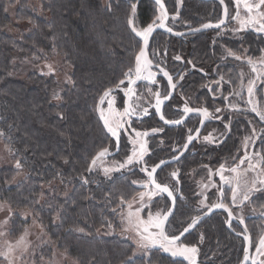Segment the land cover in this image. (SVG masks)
I'll list each match as a JSON object with an SVG mask.
<instances>
[{"label":"trees","instance_id":"obj_1","mask_svg":"<svg viewBox=\"0 0 264 264\" xmlns=\"http://www.w3.org/2000/svg\"><path fill=\"white\" fill-rule=\"evenodd\" d=\"M131 2L36 0L32 4L0 0V139L13 149L9 152L13 164L19 159L23 165L19 180L14 166L0 168V202L7 201L15 212L10 222L11 239L26 225L19 212L32 213L42 225L48 243L36 259L37 255L50 259L59 251L76 264H179L180 260L163 253L159 246L142 253L136 250L118 220L121 178L102 182L87 170L94 151L105 143L97 113L100 96L124 79L123 73L133 67L139 49L140 42L127 25ZM137 3L136 19L145 26L152 19V2ZM6 4L13 7V17ZM190 10V14L192 10L204 11L195 3L190 4ZM162 39L173 52L198 60L199 69L213 70L216 61L206 39L196 40L192 49L183 40ZM261 43V39H253V57ZM55 57L62 61L56 73L68 72L69 83L55 82V73L43 72L42 66ZM14 59L30 60L35 70L23 78L11 76ZM202 83L200 72L194 71L185 76L181 86L186 93H195ZM235 143L233 139L217 152L229 150ZM181 215L187 214H179L173 221L182 222ZM104 216L111 219L109 227L114 233L99 236V229L108 223L102 221ZM204 224L202 231L211 237L209 243L216 237L227 240L219 219ZM226 243L216 245L217 252H229ZM232 249L236 253L235 245Z\"/></svg>","mask_w":264,"mask_h":264},{"label":"flooded vegetation","instance_id":"obj_2","mask_svg":"<svg viewBox=\"0 0 264 264\" xmlns=\"http://www.w3.org/2000/svg\"><path fill=\"white\" fill-rule=\"evenodd\" d=\"M183 1L184 0H179V8L176 0H163L168 13V20L166 21V24L168 27L172 28V31H189L194 28L200 27V25L204 23L211 22L212 24H216L218 21L223 19V6L217 0H185L186 3H184ZM151 2L153 5V15L151 18L153 19L157 15L158 6L153 1ZM191 3L202 6L204 11L192 10L193 13L190 14ZM232 3V0H224V4L228 8L229 15L225 18L224 24L219 29L211 28L200 32L183 34L180 37L171 36L160 30L156 31L152 35L148 46V55L149 58L153 61V66L150 70L156 74L155 76H157L158 79L161 80L162 87L158 88L157 90L155 89L151 101V108L149 109L147 114H143V112H135L134 115L124 117L127 123H129V120L132 121V123L135 122L143 124V128L141 130H143V133L147 132L148 135L141 137V139L146 141L148 151L144 156L143 163L125 167L119 170L118 174H116L117 177L121 178L118 198V216H120L119 213H121V209L125 205L121 204L122 194L125 200H128L135 193L146 190L140 187V183L145 182L148 179L147 175L141 171V168L147 166V168L151 170L152 166L157 164L160 160L172 159L173 156H178V154L183 149L184 143L187 141L189 130L191 129V134H193L199 127L201 121L200 115L195 112L186 117L184 122L180 125L169 126L163 124L160 121L154 107L155 93L159 91L161 93V98H163L164 95H167L169 93L170 89L168 87L167 79L162 75V73L156 66L159 65V67L163 68L169 73V75L172 77L173 83L176 85L172 96L168 99V101H166L161 110L166 120L180 119V117L183 115V108L186 102L189 107L194 109L204 108L205 106L207 108L211 106V102H216V104L218 105L227 106V103H231V100L226 102L222 97V92H233L234 89H238L241 91L242 95H245L243 97V105L239 103L240 107H245L244 112L240 114L239 112H234L229 117H226L230 122V124H228V128H223L222 124H216L214 133H216V136H219V138L214 141L215 143L213 142L208 146L206 143L201 142L200 138L208 127V119H206L200 134L190 144L186 152L183 153L179 157V159L162 166L155 173L157 182L168 184L169 187L173 190V196L175 197L174 212L166 224L167 232L169 234L178 235L183 230V228L191 221L192 217L199 216L203 212H206L207 208L201 209L200 206V201L204 199L205 196L207 197L206 203L208 205L221 202L222 200L232 209L233 216L235 218L240 216L244 218V225L245 227H247L248 234L250 235V239L252 241V243L250 244L249 253L250 255H255V243L264 233V221L262 220V218H256L253 210H256L255 208L258 206L261 208V211L264 212V185H259L256 190H252L249 193V201L241 204L239 200L238 203L233 204L231 198H226V185L221 181L218 174H216L215 176H209L208 180H210V182H207L208 187L205 188L203 186L206 185L204 180L206 174H204V172L199 173V171H201V167H203L205 164H216L217 168L220 167L221 163H227L228 166L226 167L230 168L234 163H239L240 157L243 156L245 152H248L249 154H252L255 151L264 152L263 139H259L257 141L255 140V143L251 142L254 141L252 140V127L254 125L251 121H254L255 124L258 123L257 128L259 129L260 127L262 132L264 131V123L260 120V117L255 112H252L250 110V106L246 105L245 101H247L248 99L246 87L245 91H242L238 86V84L241 83L240 79H234L230 77L227 78V80L223 77L224 72L222 71L224 67L229 68L230 70L235 68L236 71L238 69H242L244 70L243 72L245 74L249 73V65L246 63V59L248 57L260 58L262 56L261 50H264V33H258L253 28H245L242 30L233 31L234 29L240 28L230 22V10ZM172 17H175V19L173 20ZM152 19L150 20V22L152 21ZM163 36H166V39L175 38L183 40V42L191 47V49L195 46L196 40L200 41L201 39H206L209 42V48H211V52L213 53L211 54L213 60L216 61L215 65L213 66V70L210 72L203 71L202 69H199L200 66L196 65L198 64V60L194 61V59L188 58L187 55H179L178 52H173L170 47H168V41L166 40L165 42V40L162 39ZM254 38L257 41L259 39L262 40L261 45H258L257 47V52L259 51V53H257L255 57H253L252 53L254 49ZM227 49H231L235 53L237 50H245L247 51L248 55L245 56V60L236 59L234 61L235 58L227 54ZM177 56L180 57L179 60L175 59ZM236 67H238V69ZM194 71L200 72L203 83L202 86L198 87V92L200 91L201 94H199L198 92L186 93L184 91V88L181 86L183 80L185 79V76ZM236 71L233 72L234 75L236 74ZM221 77H223V81H221ZM180 78L181 80L179 82L178 80ZM193 79L194 77H191L190 81ZM259 80L260 83L262 82V80L264 83V79ZM141 81L142 80L138 82ZM218 81L220 82L217 83ZM247 81L248 78L245 76V86L247 85ZM138 82H136V84ZM210 83L211 87L209 89L204 88L205 85H208ZM124 87H127V81L125 82ZM134 87L135 84L133 85V88ZM262 88H264V85L262 86ZM203 89L207 91V94L202 93ZM215 91L218 93V95L214 94ZM256 94L257 93H255L254 95L255 97ZM115 95L117 96V103L120 104V108L124 110L126 99L124 91H118ZM261 96L262 99H264L263 92H261ZM209 98L210 100H208ZM231 99L234 98L231 97ZM257 100L260 101L258 102V104L262 102L260 98H258ZM97 113L99 114V112ZM153 129H160L161 131L153 132ZM245 132L246 134H244ZM261 135L263 134L261 133ZM242 136H244V138H246V136L250 138V142L245 149L244 147H242ZM229 139L230 141L234 139V142H236L234 147L229 150L227 149L225 151L217 152L218 149L230 142ZM111 140L114 143V149L110 151L109 154L106 155L103 159H111L114 162L116 161L118 164L122 163L126 159L127 155L130 154L134 145L132 143L129 144L128 142H126L125 138L120 135L119 148L116 151L117 140L112 136ZM176 147H179L180 151H173V149ZM101 149H99L98 151H100ZM173 171H177V176L175 178L171 175ZM96 175L100 177L99 179H101L102 182L103 180H108L114 177L112 176L110 178H105L103 177V173H101L100 171L96 172ZM217 176L218 178H216ZM133 181H137V183L133 184ZM212 185L219 186L220 190L218 193V197L215 193V189H211ZM221 191H223L222 197L220 195ZM145 204H149L151 212H166L171 206V199L166 194H160L155 196L151 202H149L147 198H145ZM147 213L148 211L145 210L143 212L144 216H146ZM175 214L177 215L174 218ZM179 214L187 215L184 217H182L181 215V220L183 221L177 223L173 221V218L176 220L177 216L179 217ZM212 219L220 220L222 228L225 229V233H227L228 235V237H226V241L222 237L220 240L219 237H216L213 238L212 243H209L211 237L209 239L208 237H205V233L202 231L203 227H205L204 223H206V225H209ZM226 221H228V215L225 211H215L211 216L202 220L190 233H188L181 239V242L183 243H186L185 241H188L190 245L195 244L197 246L199 251L196 257L198 258V262L200 264H221L219 261H222V264H238L242 260V257L244 255L243 249L245 246V241L244 236L240 233H243V229L236 221L231 220V226H229V223H227ZM125 234L126 237H128V233ZM191 234H193V237H190ZM229 234L231 237L229 236ZM130 240L134 242L133 239ZM224 242H227L229 244L227 249L229 250V252H217V247ZM227 243L226 245H228ZM203 244L204 246H206L201 249ZM216 245L218 246L216 247ZM226 245L223 248H227ZM233 245H235L236 253L232 252ZM160 251L165 253L163 249H161ZM165 254L173 259L182 260V257H173L168 252H166ZM229 259L232 261L231 263H227V261H230ZM261 259H264V257H261ZM246 264L250 263L247 262Z\"/></svg>","mask_w":264,"mask_h":264},{"label":"snow or ice","instance_id":"obj_3","mask_svg":"<svg viewBox=\"0 0 264 264\" xmlns=\"http://www.w3.org/2000/svg\"><path fill=\"white\" fill-rule=\"evenodd\" d=\"M221 4L224 3V0H220ZM236 5V12L231 16V19L237 21L239 23L240 29H234L233 31L242 30L245 28H253L258 33H264V0H234ZM155 4L158 6L157 12L158 14L149 22L146 26H140L137 24V9L138 3L131 2L129 6V12L127 15V25L129 26L132 33L135 34L136 37L140 38L142 42L139 47V51L135 54V65L133 67H129L127 71L123 73L124 79H121L117 82L114 87L107 88L104 90L103 94L100 96V104H103L107 99L108 107L107 109L97 105V110L99 111V118L103 122L104 128L108 133L111 134L112 137L116 138L117 143L119 142L121 132L120 130L125 127V116L134 115L136 112V107L129 103V101L125 100V108L123 112L115 109L113 107L114 100L109 99L112 93L121 88L122 85L127 81V87L122 90L125 93L126 97H134L135 90L133 85L136 84L137 81L146 80L149 82H155V73H153L150 69L153 65V61L148 56V46L150 37L156 29H166L168 32H172V28L168 27L166 21L168 20V13L165 9L163 0H155ZM243 12V15H242ZM228 8L225 6L224 16L228 17ZM174 20L175 17H172ZM224 24V19H221L216 24H212L211 22L204 23L200 25L199 28L192 29V31H200L201 29L206 28H221ZM219 34V33H218ZM177 35H182V33H177ZM262 51V56L258 60H254L251 57L246 59V63L250 66L251 73H254L252 79H248L246 85V91L248 94V99L245 101L246 105L250 106V110L255 112L261 121H264V110H261L257 105L253 103V96L256 92V81L257 79H264V50ZM227 54L233 56L237 60H241L242 58L239 55H236L231 49H227ZM175 59L179 60L180 57L177 56ZM159 67V65H156ZM49 70L51 68L49 66ZM160 71L163 73L165 77L168 78V87L169 89H174L175 84L172 81V77L169 75L167 71L163 68H160ZM221 81H223V77H221ZM240 88H245L244 85V74L241 72L240 74ZM218 81L217 83H219ZM151 92V89H149ZM172 95V92L169 91L167 95H164L161 98V93L157 91L155 93V110L158 114H160V119L164 120L166 124H175L180 125L184 122V117L189 113H198L201 117V125L204 124L205 120L209 118L212 113L208 111L206 107L204 108H191L185 103L183 108V115L180 119L176 120H165L163 113L161 112V105L164 101L168 100ZM229 96L241 97V91L238 89H234L233 92L229 93ZM229 96H225L223 99L228 102ZM59 99V96H56ZM139 99V97H136ZM138 107V106H137ZM227 107L231 108L235 111H240V106L235 103H227ZM215 111L217 113L221 112L220 108H216ZM148 109L145 108L143 110V114H147ZM216 119H220L219 116L215 117ZM130 126V125H129ZM225 128H228V125H225ZM135 132V129H133ZM153 132L161 131L160 129H153ZM196 133L198 134L200 129L197 128ZM192 130H189V135L187 136V141L184 143L183 148L187 149L189 144L196 138L192 134ZM253 134H255V130H253ZM2 135V133H0ZM137 139H132L131 143L134 145L130 154L127 155L126 159L119 163V168H125L128 166L140 164L144 162V156L148 151L146 146V141L141 139V137L147 136L148 133L144 132H135ZM131 139V138H130ZM204 139L207 141L210 139V136H205ZM250 141L249 137L245 138V147H247V143ZM255 143V141H251ZM138 145V147H135ZM9 152L13 151L12 148L6 146ZM173 151H180L179 147L173 149ZM109 154V149L107 147L102 148L98 151L95 156L92 157L91 163L89 164V171L97 164L98 161H101L103 157ZM173 160L179 159L178 156H173ZM255 161V162H254ZM247 162L246 168H241L242 165ZM168 162L165 160H160L159 163L152 166L151 170L145 166L141 168V171L144 172L148 179L145 182L140 183V187L146 189L145 191H140L135 193L130 199L125 200L123 194L121 195V204L127 205L126 214H122L121 219L122 223L125 224L123 229L124 232L131 231L133 233V240L136 245V250L146 251L153 247L159 246L163 251L170 253L173 257H183L188 261V264H197L196 256L198 253V248L195 244L189 245L181 242V237L184 236L185 233L189 232L195 225H197L198 221L202 219L204 215H208L213 212L214 209H224L228 213V221L229 226H231V220L233 219V211L232 209L225 204L222 200L221 202L212 203L208 205L206 203L207 197L200 201L201 209L207 208V212H203L201 216H194L191 219V222L188 223L187 227L183 229L179 235L169 234L166 230V224L169 216L172 214L173 209L169 208L166 212H156L152 213L150 210L149 204H145V198L149 202L152 201L153 197L166 193L169 198L173 200L175 197L173 196V190L169 187L168 184L159 183L156 180L155 173L157 169H160L162 166L166 165ZM15 167L20 169L23 167L21 161L19 159L15 162ZM105 174L110 173L114 169L105 167ZM225 171L231 173L230 176H225ZM249 172H254L255 177L249 182L247 179V175ZM210 170V176H211ZM216 174L220 176V179L223 183H226L231 186L232 190V202L235 204L237 200H240V203L243 204L246 201H249V193L256 188L257 185H264V152H253L249 154L245 152L243 156L240 157L239 163H234L232 167L227 168L225 164H221L219 169L216 170ZM172 177L177 176V171H173L171 173ZM137 181H133V184H136ZM203 187L207 188L208 185H204ZM244 190L243 199H240V192ZM221 197L223 196V191L220 193ZM138 206L133 207L134 204ZM7 207L8 217L5 218L4 221L0 222V227L8 225L11 217L14 215L13 210L8 204L7 201L0 202V211H3ZM147 210L148 215L145 218L142 213ZM239 220L240 224H244V218L242 216L236 217ZM82 231V229H81ZM248 232L247 227L244 228L243 233H240L244 236L245 246H244V256L240 261V264H245L247 261H251V264H264V236H261L259 240L255 243V255H250L249 253V245L252 243L250 237L245 233ZM7 233L5 231H0V236H5ZM26 232L22 234L14 244L5 242L7 247L3 250H0V257H3L4 260L8 262V264H14L15 251L17 249H26L27 241L25 239ZM136 250L133 251V256L136 254ZM66 253L62 254L65 255ZM18 259V257H15ZM132 257H128V260L131 261ZM75 264V262H74Z\"/></svg>","mask_w":264,"mask_h":264},{"label":"rangeland","instance_id":"obj_4","mask_svg":"<svg viewBox=\"0 0 264 264\" xmlns=\"http://www.w3.org/2000/svg\"><path fill=\"white\" fill-rule=\"evenodd\" d=\"M131 1L133 2V0H131ZM137 1L138 0H134V2H137ZM176 1H177V5L179 7V0H176ZM28 2L34 4L36 2V0H28ZM232 2L233 3L231 5V10H230V22L232 24H234V25H237V27L240 28L239 23L237 21H234V20L231 19V16L234 15L235 12H236V5H235L234 0H232ZM37 3H38V0H37ZM5 6H6L5 8L7 10V13H9V15L13 17L14 16L13 7H11L10 4L9 5L6 4ZM157 14H158V12H157ZM242 15H243V12H242ZM137 24L140 25L138 23V21H137ZM137 39L140 42V38L137 37ZM236 54L239 55L242 58V60H245V58H246L245 56L248 55L247 51H245V50L244 51L243 50H240V51L237 50ZM253 59L254 60H258L259 58H253ZM235 60L236 59H234V61ZM11 63H12V68H13L11 70V76L16 77V78H23L27 73H29L31 71H34L35 67H36V65H34V64H32L30 62V60H26V59H14ZM60 65H62V61H61L60 57H55V58L51 59L49 62H46L42 66V69H43V72L45 74H54L55 73V76H56L55 77V82H58V83L68 82L69 81V75L67 74L68 72L63 73V74L56 73V70L58 71ZM134 65H135V61L133 63V68H134ZM49 66L51 68V71L49 70ZM238 67H240V66H238ZM238 67H236V68L238 69ZM248 67H249L248 68V72L249 73H247V74H245L243 72L244 70H242V69L241 70L238 69L236 71L235 68L230 70L229 68H224L223 67V70H222L224 72L223 73L224 74L223 77L225 79L230 78V77L234 78V79H240V74H241V72H243L244 77L246 76L248 79H251V77L253 78V76L255 74L251 73L250 66H248ZM234 71H236L235 75L233 73ZM180 80H181V78L178 81L180 82ZM161 85H162V82H161L160 79H158L157 76H155V82H149V81H146V80H142L141 82H138L137 84H135V87H134L135 96L131 97V98L128 97V101H129L130 104H132L134 107H136V113H142L145 108H147L148 111H149V109L151 108V101H152V98H153V95H154V91H155V89L157 90L158 88H161L162 87ZM263 85H264L263 80L260 83V80L257 79V82H256V91L257 92H255L257 94H256V97L253 96V98H252L253 99V103L255 105H257L261 110H264V99H262V96H261V92H263V94H264V88H262ZM238 86H240V84H238ZM210 87H211V83L204 86V88H207V89H209ZM123 88H125L124 85H122L121 88L116 89L115 92L112 93L111 97H109V99H113L114 100L113 107L115 109L119 110L120 112H123V109H121L120 108V104L117 103V96L115 94L118 91H123L122 90ZM149 89H151V92H149ZM241 90L245 91V88H242ZM258 90H259V92H258ZM229 93H231V92H229V91H225L224 93L222 92V97L224 98L225 96H229ZM214 94L218 95V93L216 91L214 92ZM244 96L245 95H242V98L241 97H236V96H229V100H231V103H235V104H238L240 106V104L243 105V99H244L243 97ZM136 97H139V99H136ZM231 97H233L234 99H231ZM258 98H260L262 100V102L260 104H258V102H260V101L257 100ZM187 100H188V97H187ZM184 102H185V100H184ZM204 105H205V103H204ZM100 106L105 108V109H107V107H108L107 99L104 101L103 104H100ZM207 108L209 109L208 111L210 113H212V115L209 118H207L208 119V127H207V129L205 130L204 134L201 136L200 139H201V142H204V143H206L209 146L210 144H212L215 140H217L219 138V136H216V133H214L215 128H216V124H219V125L222 124L223 128H224L226 124L227 125L230 124L228 118H226V117H229L234 112H239V114L244 112V110H245L244 108L245 107L241 106L240 107V109H241L240 111H235V110H232L231 108H229L227 106L218 105V104H216V102H211V106H209ZM216 108H220L221 112L217 113L215 111ZM97 112H99V111L97 110ZM216 116H219L220 119H216L215 118ZM124 121L126 123L125 127L122 128L120 130V132H121V135L125 138L126 142H128L130 144L132 139H137V137L135 135V132L143 133V130H141L143 128V124L142 123H135V122L132 123V121H129V120H128L129 123H127L125 118H124ZM251 122H253V125H254L252 127L253 130H255V134H253L252 140H254V141L255 140L257 141L259 139H263L264 140V131L262 132L260 127H259V129L257 128L258 123L255 124L254 121H251ZM262 122L264 123V121H262ZM223 128H221V129H223ZM133 129H135V132L133 131ZM261 133L263 135H261ZM244 134H246V132ZM101 136L105 140V143H104L102 148L107 147L109 149V152L112 151L114 149V143L111 140V134L108 133L107 130L104 128V131L101 133ZM205 136H210V139L206 141L204 139ZM241 139H243L242 140V143H243L242 147H244V149H245L246 147H245V138H244V136H242ZM248 143H247V145H248ZM136 146L138 147V145H136ZM98 149L99 148H96V150L94 152L97 153ZM223 164L228 166L227 163H223ZM11 166L15 167V164H13L12 157L9 154V151L7 150L5 144L2 142V140L0 139V168H2V167H11ZM216 166H217L216 164H211V165L205 164L203 167H201V171H199V173L204 172V174H206L205 178H204L206 185H207V182H210V180H208V178L210 176V170H211V173H212L211 175L212 176L216 175V170L219 168V167L216 168ZM105 167L112 168L114 170L111 171L108 174H105V172L103 170ZM246 167H247V163L245 162V164L242 165V168H246ZM18 170H19L18 171L19 173L16 176L17 180H19V178H21L23 176V174L20 173L21 169H18ZM87 170H88V172L91 175L98 176V175H96V172L100 171L101 173H103V177L110 178L112 176H116V174H118L119 170H121V169L119 168V164L116 161L114 162L111 159H102L101 161L97 162V164L92 168L91 171H89V166H88ZM224 175L225 176H230L231 173L225 172ZM255 175L256 174L254 172H249L248 175H247L248 181L250 182L255 177ZM218 176L216 178H218ZM84 178L86 179L87 177H84ZM225 185H226V188H225L226 198L227 197L231 198L232 197L231 186L226 184V183H225ZM258 186L259 185H257L256 188L253 189V191L256 190ZM212 188L215 189V193H216V195L218 197V193H219V190H220L219 186L212 185L211 189ZM243 194H244V190L242 189L240 194H239L240 195V199L241 198L243 199ZM216 200H217V198H216ZM238 201L239 200H237L235 202V204L238 203ZM136 206H138V202H137V204L133 205V207H136ZM255 209L256 210H253V212L255 213L254 214L255 217L256 218L257 217L258 218H262V220L264 221V212H262L261 208L258 207V206ZM126 212H127V205L125 204L124 207H122V209H121V213H119L120 216H118V220H119V222L122 225V230L124 229L125 224L122 223L121 216H122V214H126ZM156 212H158V211H156ZM156 212L153 211L152 213H156ZM13 213L15 214L14 211H13ZM110 213H111V211H110ZM18 214L26 222V225L24 226V229L22 230L21 234L17 238L11 239L9 237L10 222H11V219H12L13 216L11 217L8 225L0 227V231H5L7 233L5 236H0V250H3V249H5L7 247L5 242L14 244L15 241L22 234H24L26 232L25 239L27 241V245L28 246H27L26 249L21 248V249H17L15 251L14 257H12L14 259V264H74V262H75L74 260L69 258L66 254L62 255L64 253L59 252V251H54V253H53V255H52V257L50 259H46L45 257L40 256V255H37V259H36V257H35L36 254H38L39 250L42 248L43 245L48 243V236L46 235L42 225L36 220L35 216L32 213H29V212H26V211H22V212H19ZM8 215L9 214H8L7 207L3 211H0V222L4 221L5 218L8 217ZM142 215L144 216L143 213H142ZM147 215H148V213L144 217L146 218ZM102 221L104 223H106V222H108V223L103 228L99 229L98 235L99 236H104L106 234L111 235L112 233H114V231L110 230V227H109V226L112 225L111 224V219H108L106 216H104L102 218ZM105 228H108V230L106 231ZM263 228H264V224H263ZM263 228H262V230H263ZM103 230H104V232H103ZM124 233H128V238L133 239L132 238L133 237V233L131 231L124 232ZM185 242H186V244H189L188 241H185ZM138 252L142 253L144 251L140 250ZM15 257H18V259H15ZM0 258H1L0 264H8V262L6 260H4L3 257H0ZM75 264H76V262H75ZM179 264H188V261L185 260L182 257V260L179 261Z\"/></svg>","mask_w":264,"mask_h":264},{"label":"water","instance_id":"obj_5","mask_svg":"<svg viewBox=\"0 0 264 264\" xmlns=\"http://www.w3.org/2000/svg\"><path fill=\"white\" fill-rule=\"evenodd\" d=\"M151 1H153L154 3H155V0H151ZM217 1H219L220 2V0H217ZM221 3V2H220ZM165 6V5H164ZM222 6H223V19L225 20V16H224V9H225V4L223 3L222 4ZM165 9H166V7H165ZM199 28V27H198ZM194 29H196V28H194ZM208 29H211V28H206V29H201L200 31H204V30H208ZM163 31V32H165V33H167V34H169V35H171V36H175V37H180V36H182L183 34H189V33H195V32H200V31H192V30H189V31H184V32H176V31H172V32H168L166 29H163V28H160V29H156L154 32H153V34L156 32V31ZM177 33H182V35H177ZM152 34V35H153ZM152 37V36H151ZM151 37H150V39H151ZM142 43V42H141ZM147 52H148V49H147ZM149 56V55H148ZM153 66V65H152ZM159 70H160V68L161 67H157ZM166 71V70H165ZM161 72V71H160ZM162 73V72H161ZM162 75H163V73H162ZM164 76V75H163ZM165 77V76H164ZM166 79H167V81H168V78L167 77H165ZM138 82V81H137ZM170 91L172 92V94H173V91H174V89H170ZM172 96V95H171ZM170 96V97H171ZM169 97V98H170ZM126 99H127V97H126ZM125 99V100H126ZM166 101H168V100H166ZM166 101H164V103L161 105V110H162V107H163V105L166 103ZM156 114H157V116H158V118L160 119V114H158L157 112H156ZM190 114H192V113H189L187 116H185L184 117V120H185V118L186 117H188ZM166 120V119H165ZM160 121L163 123V124H165V125H169V126H175V124H166L165 122H164V120H161L160 119ZM206 121V120H205ZM204 124H205V122H204ZM204 124L203 125H201V122H200V124H199V129H200V131H199V133L197 134L196 133V131L192 134L194 137H197L199 134H200V132H201V130H202V128H203V126H204ZM194 141V140H193ZM192 141V142H193ZM191 142V143H192ZM190 143V144H191ZM190 144H189V146H190ZM188 146V147H189ZM118 148H119V142L117 143L116 142V151L118 150ZM188 149V148H187ZM187 149H182L181 150V152L178 154V157H180L183 153H185L186 152V150ZM95 156V155H94ZM104 158V157H103ZM165 161H167L168 163H171V162H174V161H176V160H173V159H166ZM160 162V161H159ZM158 162V163H159ZM91 163V162H90ZM167 163V164H168ZM158 170V169H157ZM155 175V174H154ZM164 194H166V193H164ZM167 195V194H166ZM171 199V206H170V208H172L173 209V211H172V214H173V212H174V207H175V200H173L172 198H170ZM168 211V210H167ZM215 211H225L224 209H214L213 210V212H211V213H209L208 215H204L203 217H202V219L200 220V221H198V223H197V225L202 221V220H204L205 218H207V217H209V216H211L212 215V213H214ZM206 212H207V210H206ZM226 212V211H225ZM227 213V212H226ZM172 214L169 216V218H168V221H169V219L171 218V216H172ZM202 215V214H201ZM201 215H199V216H201ZM227 215H228V213H227ZM167 221V222H168ZM232 221H236L241 227H242V229H243V231H244V228H245V225L244 224H240L239 223V220L237 219V218H235L234 216H233V219H232ZM191 222V221H190ZM189 222V223H190ZM188 225V224H187ZM187 225L185 226V227H187ZM197 225H195L192 229H190L189 230V232H187V233H185L184 234V236H186L188 233H190ZM184 227V228H185ZM183 228V229H184ZM183 231V230H182ZM181 231V232H182ZM246 235H248L249 237H250V235L248 234V232L247 233H245ZM179 235V234H178ZM184 236H182L181 237V239L184 237ZM262 236H264V233L262 234ZM249 252H250V245H249ZM244 256V255H243ZM242 259H243V257H242ZM196 261H197V264H200L199 262H198V258L196 257ZM248 263H250L251 264V261L249 260V261H247ZM247 262H245V264L247 263ZM238 264H240V262L238 263Z\"/></svg>","mask_w":264,"mask_h":264}]
</instances>
